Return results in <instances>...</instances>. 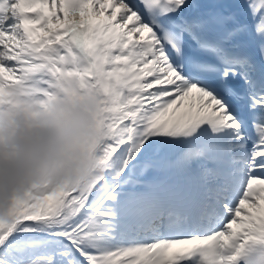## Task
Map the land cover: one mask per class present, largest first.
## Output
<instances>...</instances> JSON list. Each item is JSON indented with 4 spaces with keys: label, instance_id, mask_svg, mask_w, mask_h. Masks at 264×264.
<instances>
[{
    "label": "snow or ice",
    "instance_id": "snow-or-ice-1",
    "mask_svg": "<svg viewBox=\"0 0 264 264\" xmlns=\"http://www.w3.org/2000/svg\"><path fill=\"white\" fill-rule=\"evenodd\" d=\"M17 90L94 95L103 171L15 199L0 264H264V0H0Z\"/></svg>",
    "mask_w": 264,
    "mask_h": 264
},
{
    "label": "clouds",
    "instance_id": "clouds-1",
    "mask_svg": "<svg viewBox=\"0 0 264 264\" xmlns=\"http://www.w3.org/2000/svg\"><path fill=\"white\" fill-rule=\"evenodd\" d=\"M0 105V216L25 193L56 187L84 190L102 171L101 108L87 92L37 98L17 90Z\"/></svg>",
    "mask_w": 264,
    "mask_h": 264
},
{
    "label": "bare ground",
    "instance_id": "bare-ground-1",
    "mask_svg": "<svg viewBox=\"0 0 264 264\" xmlns=\"http://www.w3.org/2000/svg\"><path fill=\"white\" fill-rule=\"evenodd\" d=\"M40 33H37V35H39Z\"/></svg>",
    "mask_w": 264,
    "mask_h": 264
}]
</instances>
